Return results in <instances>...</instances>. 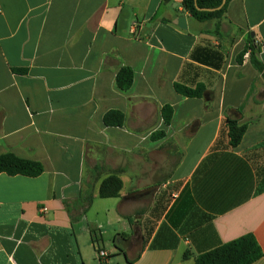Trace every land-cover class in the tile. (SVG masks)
<instances>
[{
    "label": "crops",
    "instance_id": "crops-1",
    "mask_svg": "<svg viewBox=\"0 0 264 264\" xmlns=\"http://www.w3.org/2000/svg\"><path fill=\"white\" fill-rule=\"evenodd\" d=\"M250 38L264 65V0H233L218 33L182 0H0V155L44 167L0 174V264H196L249 235L264 254L248 158L264 152V75L238 61ZM226 118L247 126L236 148ZM117 172L119 197L101 199Z\"/></svg>",
    "mask_w": 264,
    "mask_h": 264
},
{
    "label": "trees",
    "instance_id": "trees-1",
    "mask_svg": "<svg viewBox=\"0 0 264 264\" xmlns=\"http://www.w3.org/2000/svg\"><path fill=\"white\" fill-rule=\"evenodd\" d=\"M233 0H227L225 6L221 10H217L223 0H182L183 8L196 21L216 22V32L221 28V21L224 18L229 4ZM196 5L201 9H211L215 11H199ZM251 45L246 46L244 51L238 56V61L241 63L243 57L249 52L250 62L254 68L264 75V65L258 57V50L250 38ZM134 82V73L130 68H122L116 76V86L122 92L128 91ZM175 90L187 97L200 98L205 92L203 86H198L195 89L175 84ZM165 125L170 124L172 118V109L166 106L162 110ZM104 125L107 127H122L125 122V116L119 111H109L103 118ZM225 127L229 137V145L232 148L238 147L247 131L246 125H240L237 120L226 118ZM164 133L155 135L154 137L163 136ZM216 148L219 145L215 146ZM44 167L40 162L20 158L13 153H5L0 155V174L8 176H25L35 178L42 175ZM261 184V183H260ZM264 186L263 184H261ZM123 188L122 179L119 173H114L107 177L100 185L99 197L101 199L117 198ZM93 197H90L88 205L91 204ZM264 256L257 240L254 236L249 235L235 240L231 243L221 245L220 247L201 254L196 258V264H254Z\"/></svg>",
    "mask_w": 264,
    "mask_h": 264
},
{
    "label": "rangeland",
    "instance_id": "rangeland-1",
    "mask_svg": "<svg viewBox=\"0 0 264 264\" xmlns=\"http://www.w3.org/2000/svg\"><path fill=\"white\" fill-rule=\"evenodd\" d=\"M253 164L258 182L264 185V152L248 156ZM153 227V226H152Z\"/></svg>",
    "mask_w": 264,
    "mask_h": 264
},
{
    "label": "water",
    "instance_id": "water-1",
    "mask_svg": "<svg viewBox=\"0 0 264 264\" xmlns=\"http://www.w3.org/2000/svg\"><path fill=\"white\" fill-rule=\"evenodd\" d=\"M227 0H223L221 6L219 8H217V10H221L225 4H226ZM197 9L199 11H215V10H211V9H201L196 5ZM179 27L182 29H186L187 28V24H186V18L185 17H180L179 18Z\"/></svg>",
    "mask_w": 264,
    "mask_h": 264
},
{
    "label": "built area",
    "instance_id": "built-area-1",
    "mask_svg": "<svg viewBox=\"0 0 264 264\" xmlns=\"http://www.w3.org/2000/svg\"><path fill=\"white\" fill-rule=\"evenodd\" d=\"M131 31H132L133 34H136V29H135V27H133ZM99 256H100L101 258H104V257H106V254H105V252H101V251H100V252H99Z\"/></svg>",
    "mask_w": 264,
    "mask_h": 264
}]
</instances>
